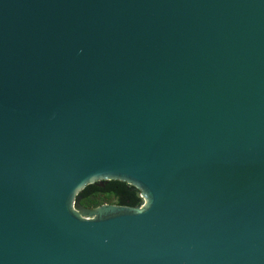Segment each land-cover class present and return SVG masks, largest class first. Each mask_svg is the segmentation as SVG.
<instances>
[{"label": "water", "instance_id": "95a60500", "mask_svg": "<svg viewBox=\"0 0 264 264\" xmlns=\"http://www.w3.org/2000/svg\"><path fill=\"white\" fill-rule=\"evenodd\" d=\"M0 264H264V0H0Z\"/></svg>", "mask_w": 264, "mask_h": 264}, {"label": "trees", "instance_id": "16d2710c", "mask_svg": "<svg viewBox=\"0 0 264 264\" xmlns=\"http://www.w3.org/2000/svg\"><path fill=\"white\" fill-rule=\"evenodd\" d=\"M81 203L86 207H97L102 204H115L135 207L141 204V192L132 185L119 180H110L104 185L92 184L83 192Z\"/></svg>", "mask_w": 264, "mask_h": 264}]
</instances>
